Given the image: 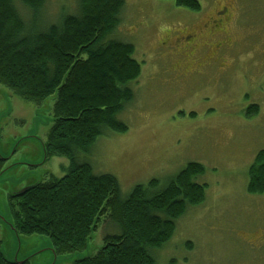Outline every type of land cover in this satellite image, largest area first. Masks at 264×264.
<instances>
[{"label":"rangeland","instance_id":"obj_1","mask_svg":"<svg viewBox=\"0 0 264 264\" xmlns=\"http://www.w3.org/2000/svg\"><path fill=\"white\" fill-rule=\"evenodd\" d=\"M76 1L45 0L43 17L59 16V22ZM124 1L116 33L134 46L142 70L132 84L134 99L118 115L127 130L99 136L81 158L94 173L116 176L123 197L152 179L162 189L188 163L202 164L205 171L194 181L205 185V199L177 220L171 239L155 251V264H264V196L247 189L249 169L264 150V0H198L200 11L174 0ZM224 7L229 34L213 43L232 42L220 48L218 61L209 63L207 50L203 61L187 52H159L162 38L216 19ZM20 11L28 19L30 12L22 5ZM55 98L37 104L0 84V153L7 157L0 176V241L9 259L30 264H72L95 253L104 234L114 230L103 217L85 251L54 256L48 237L17 236L8 225V193L62 177L69 166L66 157L44 154Z\"/></svg>","mask_w":264,"mask_h":264},{"label":"trees","instance_id":"obj_2","mask_svg":"<svg viewBox=\"0 0 264 264\" xmlns=\"http://www.w3.org/2000/svg\"><path fill=\"white\" fill-rule=\"evenodd\" d=\"M174 1L201 10L198 0ZM44 4L0 0V84L37 104L56 94L45 150L70 163L62 177L29 185L23 194H7L13 225L19 235L48 237L56 253L65 255L85 251L106 217L114 230L104 234L95 253L72 264H155L154 253L171 239L177 220L204 201L205 185L194 179L205 168L190 162L162 189L152 179L127 197L116 176L94 173L81 155L99 136L127 130L118 115L134 99L132 84L142 71L134 46L116 33L125 1L77 0L59 22V16L54 21L43 17ZM21 5L30 12L28 19ZM5 163L0 156V173ZM247 189L264 196V150L249 169ZM0 264L30 261L8 260L0 241Z\"/></svg>","mask_w":264,"mask_h":264},{"label":"flooded vegetation","instance_id":"obj_3","mask_svg":"<svg viewBox=\"0 0 264 264\" xmlns=\"http://www.w3.org/2000/svg\"><path fill=\"white\" fill-rule=\"evenodd\" d=\"M224 9L226 10L227 7L226 8L224 7ZM225 10L219 12L218 18L220 16H222L223 19H221V20L218 18H216V19L212 18V19L204 22L203 24H200L201 20H199L197 23H195L192 27H190L188 29L180 30V32L176 31L171 36H168V37L166 36L165 39L162 38L158 44L159 49L162 51H159L158 49H156V50L161 52V54H165V55H169V56H179V55L186 54V52H187V54L194 56V59L196 61L199 59H201V61H203L201 54L203 55V57H205L206 53H211L212 58L208 62L212 63L213 61H216V60L218 61L219 60L218 52H219L220 48L224 47V46L227 47L226 46L227 43L230 44L232 42V41H228L226 43L225 40H222L216 44L213 43L215 38L221 39L223 36H226L229 34V26L227 25L228 24V21H227L228 16L226 15V14H228V12H227V10L226 11ZM204 36H206V39H207L206 42L202 41ZM173 37H175V39L177 38V42L171 44V42H172L171 40L173 39ZM167 44L170 45V48L172 50L167 49V47H168ZM204 50H207L208 52L203 53ZM202 64L204 65V62H202ZM193 72H195V70ZM193 72H191V73H193ZM187 74H189V70L187 71ZM247 233L251 234V233H254V231H252V232L248 231ZM246 240H247V242H249L248 244L251 246V248H254L258 251L260 250V248H261L260 245H258L256 243L253 244L252 242L248 241V239H246Z\"/></svg>","mask_w":264,"mask_h":264},{"label":"water","instance_id":"obj_4","mask_svg":"<svg viewBox=\"0 0 264 264\" xmlns=\"http://www.w3.org/2000/svg\"><path fill=\"white\" fill-rule=\"evenodd\" d=\"M43 149H44V154H45V158H47V153H46V150H45V146L43 145ZM0 156L2 157V158H4L5 160H7V157H4L3 155H1V153H0ZM3 173H4V170L0 173V176L1 175H3ZM28 188H29V186H26L25 188H23V189H21L19 192H17L18 194H23V193H25L27 190H28ZM2 220V219H1ZM8 225L11 227V229L14 231V233L17 235V236H19V233H18V231L16 230V228L14 227V225H13V222L11 221V223L9 224L8 223ZM52 251H53V254H54V256L56 255L57 256V253H56V251L54 250V248H52ZM4 255H5V253H4ZM5 257L8 259V260H10V261H13V262H17V263H21V262H24L25 260H29V259H24V260H17V259H9L6 255H5Z\"/></svg>","mask_w":264,"mask_h":264}]
</instances>
